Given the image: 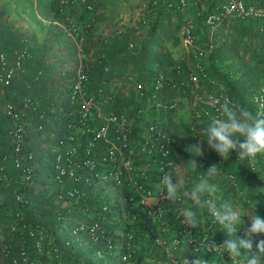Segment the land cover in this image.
I'll use <instances>...</instances> for the list:
<instances>
[{
  "label": "trees",
  "instance_id": "obj_1",
  "mask_svg": "<svg viewBox=\"0 0 264 264\" xmlns=\"http://www.w3.org/2000/svg\"><path fill=\"white\" fill-rule=\"evenodd\" d=\"M23 1L33 15L48 18L49 25L45 37L39 44L33 45L28 44L26 37L13 26L0 23V51L7 59H11L14 51L25 49L27 52L20 71L0 93V103L3 99L14 100L22 96H30L37 103V113L31 116L25 144L34 154L37 182L25 191L22 190L24 202L13 199L12 185L4 189L0 197V235L3 242L8 244V251L0 254V264H12L11 255L17 256L16 264H21L16 251L19 245H22L27 259L41 264H122L127 262L121 255L126 251L124 247L128 242L134 244L133 248L136 247L130 251L128 261L135 264L141 260L147 264H173L166 260L165 251L154 243L151 234L144 233L146 221L141 215L137 213L131 217V214L138 211L137 208H131L133 206L124 203L115 204L105 194L91 190L86 184L72 181L71 187H78L82 194L74 202L62 206V202L54 200L53 194L46 187L45 182L49 180L46 174L50 170V148L52 145L57 147L61 144L59 140L67 106L65 93L72 81L76 62L72 55L69 62L64 59L58 61L59 56L55 54L60 44H65L63 48L66 47L68 55L73 50L76 55V44L80 39V56L88 74L85 88L88 92L97 87L103 89L109 98L105 103V110L125 106L131 101V98L123 94V89L127 88L129 82L122 74L127 71L138 81L146 83L158 69H166L162 92L166 97H173L181 93L179 85H183L186 90L190 83L186 76L185 57L174 60L169 45H177L180 25L188 17L194 23V31L201 39H205L207 28L202 18L211 9L213 1L208 0L199 5L200 3L195 4L188 0L187 5L177 8L167 6L164 2L167 0H156L150 5V10L138 11V19L134 24L121 28L120 31L110 28L105 34H102L100 28L104 19V6L102 8L99 0ZM243 1L247 3L254 0ZM255 26V19L244 18L233 19L226 26L218 27L214 34L212 51L203 59H196L201 61L204 75L194 71L202 89L214 91L216 88L209 82L214 79L222 83L232 105L251 112L253 106L248 95L257 81L264 60V35L259 34ZM128 42H132L131 47ZM247 61L249 65H246ZM174 63L177 67L172 66ZM126 92L131 91L129 89ZM131 109L134 111L133 107ZM193 110L187 106L173 108L166 113V123L163 124V131H167L173 138L174 154L183 161V191L190 190L198 177L210 167L209 163L215 158L216 152L200 136L202 129L210 122L203 114L195 118L192 115ZM38 111L43 112L41 117L37 116ZM38 122H41L42 128L37 134L33 127ZM3 123L0 115V138L3 136ZM240 139L242 141L243 138ZM198 143L202 146L203 155L193 156L187 149ZM192 159L200 165L196 172L187 164ZM218 172L219 175L212 181L218 187L216 195L222 200L233 201L242 213L246 212L242 217L244 223L237 232L238 236H243L245 229L250 226V217L253 214L264 218V201L260 196L264 181L247 169L244 161L237 158L235 150L229 154L228 159H223L218 166ZM183 203L202 215L198 217L201 226L196 227L195 234L204 227L216 239L227 238L220 227L207 225L205 215L197 210L191 200L183 197ZM169 213L166 220L171 221ZM60 214L62 218L57 216ZM93 218L106 228L104 239L80 245L65 244L67 233L63 229L58 231V225H68L79 219L89 222ZM21 222L24 228H21ZM12 225L15 227V234L9 231ZM170 229V232L174 230L173 225ZM28 230H34L36 234L42 231L47 235L37 239ZM128 231L131 232L130 237L127 236ZM253 239H264V234L254 236ZM137 241L139 243L135 245ZM36 242L39 246L34 245ZM187 245L190 246L189 243ZM186 252L187 256L190 255V249ZM210 257L215 256L211 253ZM187 260L189 264L193 261L189 256ZM178 261L181 263L179 259Z\"/></svg>",
  "mask_w": 264,
  "mask_h": 264
},
{
  "label": "built area",
  "instance_id": "obj_2",
  "mask_svg": "<svg viewBox=\"0 0 264 264\" xmlns=\"http://www.w3.org/2000/svg\"><path fill=\"white\" fill-rule=\"evenodd\" d=\"M192 1L202 5L208 0ZM212 1L211 9L202 18L207 28L205 39H201L194 31L191 18H185L180 25L179 44L185 50L186 76L190 85L186 90L183 85H179L181 93L173 97H166L162 92L164 88L162 80H165L166 69H158L153 78L146 83L138 81L127 71L122 74L129 82L127 88L123 89V94L131 98V101L125 106L105 110V103L109 98L104 94L103 89L97 87L88 92L85 88L88 74L80 56L79 39L76 44L78 57L74 64L72 81L65 93L67 106L59 140L61 144L57 147L52 145L50 148V170L46 174L49 180L45 185L48 187L54 182L64 181L86 184L91 190L108 196V200L114 201L115 204L124 203L133 206L131 208H137L138 211L131 214V217L137 213L141 215L146 221L144 233L151 234L154 243L167 253L186 240L193 248H201L212 253L215 257L211 264H239V261L231 260L227 251L221 253L208 251L205 247L207 241H210V244L214 242L220 245L225 239H216L214 234L204 227L194 234L195 227L182 223L184 218L180 216V210L189 207L183 203V189L177 201L168 200L165 194L161 193L165 174H171L176 179L177 171H180L183 180V161L172 150L173 138L167 131H163L166 113L173 108L187 106L194 109L192 115L195 118L203 114L211 122L213 118H224L220 111L222 104L228 102L229 106L232 105L222 83L210 79L209 82L216 88L212 92L199 86L194 71L204 75V70L201 61L196 59H203L212 51L217 28L226 26L233 19H255L256 31L264 35V2ZM155 2L156 0H138V11L150 10V5ZM164 2L167 6L181 8L187 5L188 0ZM120 30V27L116 28V31ZM128 46L131 47L132 42H128ZM26 56L25 49H20L14 51L11 59L8 60L0 51V93L20 71ZM194 58L195 60H192ZM172 66L177 67L175 63ZM261 67L257 81L248 95L253 106V114L264 112V60ZM129 89L131 92H126ZM38 112L37 116L41 117L43 112ZM34 113H37V103L30 96H22L14 100L3 99L0 103V115L4 121L3 136L0 138V197L4 189L12 185L13 199L24 202L22 190L25 191L37 182L34 154L25 145L31 116ZM33 128L38 134L37 131L42 128L41 122L36 123ZM222 162L223 158L215 152V158L209 166L213 164L220 166ZM244 163L251 173L264 181V154H258L254 165L256 170H253L246 160ZM81 194L82 191L73 185L56 189L53 199L61 201L63 206L68 202H74ZM260 196L264 201L263 186L260 188ZM62 197L64 198L61 200ZM197 210L203 212L207 225L220 227L206 209L197 207ZM167 213L170 214L171 221L166 220ZM61 215L57 216L61 217ZM20 225L24 228L22 222ZM171 225L174 229L172 232H170ZM62 229L67 233L65 244L80 245L104 239L106 228L93 218L89 222L79 219L68 225L57 226L58 231ZM9 231L15 234L14 225L10 226ZM28 233L37 236V239L47 235L42 231L36 234L34 230H28ZM127 236H131L130 231ZM137 243L139 242L137 241L135 245ZM34 245L39 246L37 242ZM133 245L131 242L126 243L124 247L126 251L122 253V259L128 258L130 251L136 249ZM7 248L8 244L3 242L0 235V254L8 251ZM16 251L21 264H41L36 260L27 259L22 245H19ZM10 259L12 264H16L17 256L11 255Z\"/></svg>",
  "mask_w": 264,
  "mask_h": 264
},
{
  "label": "clouds",
  "instance_id": "obj_3",
  "mask_svg": "<svg viewBox=\"0 0 264 264\" xmlns=\"http://www.w3.org/2000/svg\"><path fill=\"white\" fill-rule=\"evenodd\" d=\"M224 118H213L207 127L200 132L207 141L209 148L214 149L223 159H228L229 154L235 150L240 161H247L249 166L256 170L254 165L258 154H264V112L253 114L251 111L237 105L229 106L228 102L221 105L220 109ZM240 138H243L242 141ZM187 151L193 156H202L203 149L200 143L191 145ZM193 172H196L200 165L195 159L187 162ZM219 175L218 166L211 165L200 175L190 190L183 191V196L191 200L199 209H206L212 216L213 221L226 233L227 238L222 244L207 241L205 247L208 251H227L232 261H239V264H264V239L254 241V236L264 234V218L253 214L250 217L248 226L243 236L237 232L244 223L242 217L246 212L231 200H222L216 195L218 187L212 181ZM163 190L166 198L177 201L183 189L181 172L177 171V178L171 174L163 177ZM180 216L184 219L182 223L189 227H200L201 221L197 212L191 207H183ZM210 244V246H209ZM255 249V250H254ZM127 260V257H124ZM183 264H189L183 260ZM191 264H209L203 259H195Z\"/></svg>",
  "mask_w": 264,
  "mask_h": 264
},
{
  "label": "rangeland",
  "instance_id": "obj_4",
  "mask_svg": "<svg viewBox=\"0 0 264 264\" xmlns=\"http://www.w3.org/2000/svg\"><path fill=\"white\" fill-rule=\"evenodd\" d=\"M99 3L102 4H99L102 8L104 6V19L101 21L100 28H103V23L108 26L107 28L104 26L106 31L102 34L109 31L111 27L115 29L117 27L124 28L134 24L138 19V0H99ZM0 23L13 26L15 30L26 37L28 44L36 45L45 37L49 20L48 18L33 15L23 0H0ZM142 31H144V27H142ZM60 45L55 54L59 56L58 61L64 59L65 62H69L72 60L71 55L77 59L78 55H75V50L68 55L65 50L66 47L63 48L65 44ZM169 50L173 59L185 56V50L179 42L174 46L169 45ZM249 64V61H247L246 65ZM70 186V181H64L63 183L54 182L47 188L54 194L56 189ZM93 260L95 261L96 259L94 258Z\"/></svg>",
  "mask_w": 264,
  "mask_h": 264
},
{
  "label": "crops",
  "instance_id": "obj_5",
  "mask_svg": "<svg viewBox=\"0 0 264 264\" xmlns=\"http://www.w3.org/2000/svg\"><path fill=\"white\" fill-rule=\"evenodd\" d=\"M111 23V22H108ZM107 23V24H108ZM104 26L107 28L108 26L106 24H102V33H104L106 30L104 28ZM113 28V27H111ZM175 60V59H174ZM183 173H184V165H183ZM184 176V175H183ZM198 217H201L202 215L200 214V212L197 213ZM196 229V227H195ZM194 229V230H195ZM198 233V232H197ZM196 233V234H197ZM195 234V233H194ZM190 249V255H188L190 258L193 259V261L195 259H203L209 262V264H211L214 260V257H210L209 252L204 251L201 248H193L192 245L190 244V246L187 245V241L183 240L177 247H174L172 249H170V251L167 253L165 252V258L166 260L169 262H172L173 264H183V260H187L188 256H187V252L186 250ZM201 250V251H200ZM165 251V250H164ZM185 255L187 256V258H185ZM197 255V256H196ZM198 255L200 257H198ZM147 259H150L149 257H146ZM178 259L181 261V263L178 261ZM122 264H135L132 261H127V262H123ZM138 264H147L144 261H140Z\"/></svg>",
  "mask_w": 264,
  "mask_h": 264
}]
</instances>
